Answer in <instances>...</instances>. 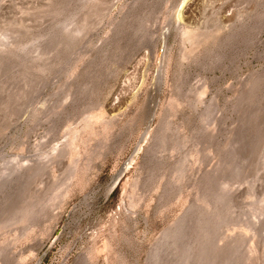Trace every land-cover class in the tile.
<instances>
[{"label":"rangeland","instance_id":"rangeland-1","mask_svg":"<svg viewBox=\"0 0 264 264\" xmlns=\"http://www.w3.org/2000/svg\"><path fill=\"white\" fill-rule=\"evenodd\" d=\"M0 264H264V0H0Z\"/></svg>","mask_w":264,"mask_h":264},{"label":"bare ground","instance_id":"bare-ground-1","mask_svg":"<svg viewBox=\"0 0 264 264\" xmlns=\"http://www.w3.org/2000/svg\"><path fill=\"white\" fill-rule=\"evenodd\" d=\"M184 2H186V1H184ZM181 7H182V5H181ZM181 7H180V10H181ZM180 10H178V11H180ZM178 11H177V12H178ZM180 12H181V11H180ZM180 12H178V13H180Z\"/></svg>","mask_w":264,"mask_h":264}]
</instances>
